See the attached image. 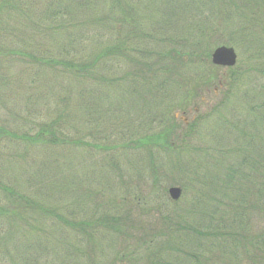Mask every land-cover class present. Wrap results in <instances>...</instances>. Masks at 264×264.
I'll use <instances>...</instances> for the list:
<instances>
[{
    "label": "trees",
    "instance_id": "trees-1",
    "mask_svg": "<svg viewBox=\"0 0 264 264\" xmlns=\"http://www.w3.org/2000/svg\"><path fill=\"white\" fill-rule=\"evenodd\" d=\"M52 1L53 10H50V0H0L2 109L9 112L13 91L31 74V89L44 93L47 87L53 94L46 98V104H30L22 112L23 116L57 117V120L42 118L31 123L26 119L16 120L15 127L14 121L3 120L0 140L4 145L15 140L16 154H11L12 160L31 153L37 158L41 151L49 152L53 145L69 144L68 137L61 136L63 127L59 124L61 119L75 115L71 126L88 124L87 136L93 141L83 156L95 157L102 163V174L87 189L83 176L76 173L77 167L61 169L56 177L62 179L52 192L45 182L53 174L48 162L33 175L18 173L15 183L8 181L6 174L1 175L0 264H264V157L258 153L264 149V127L260 118H250L264 110V89L251 85L246 92L245 97L254 103L246 110L248 117L240 113L233 122L230 118L223 122V106L237 97L232 92L238 86V75L235 67L220 75L221 68L211 61L212 52L199 50L202 41L210 38L209 33L215 36L221 30L220 24L230 17L236 2L213 0L209 12L195 20L198 21L196 33L201 39L193 46L176 51L160 49L159 65L141 68L138 62L132 71L122 70L124 75L119 78H108L105 73L104 79L99 80L96 66L108 72L104 60L123 54L131 40L122 39L120 34V48L110 43L101 55L91 56L84 62L67 61L52 46L61 35L57 30L72 24L75 13H80L84 6L90 10L98 4L96 0ZM34 2L40 9H35ZM106 2L111 10L116 9L117 1ZM101 6L100 13L106 21L98 20L104 25L112 15L103 9L106 6ZM175 15L178 16L176 11ZM191 15H200V12L193 10ZM64 17L71 20L52 23ZM131 32L139 38L135 26L127 32V38ZM51 35L56 36L48 39ZM260 73L264 81V69ZM195 78L217 84L219 88L231 85L223 104L204 123L212 124L210 137L215 147L220 145L221 150L232 147L224 155L225 152H219L218 156L214 153L212 163L204 167L207 154L200 152V157H204L196 158L195 165L191 163L193 177H185L180 184L187 188L186 196L190 191L191 194L184 200L183 208H173L179 200L171 199L157 168L150 163L146 170L144 163L131 160L130 151L138 153L136 150L145 146L150 153L160 143L162 150H170L181 143L179 139L187 136L189 124L178 123L172 109L182 106L190 88L189 81ZM62 80L71 84L70 91H64ZM76 85H81L79 96ZM210 89L216 94L215 88ZM196 93L197 97V90ZM18 116L17 113L13 119ZM136 117L141 118L137 127L142 130L133 136L130 132L135 130L132 125ZM125 129L130 132L126 134ZM144 130L146 134L139 137ZM72 143L84 149L81 137ZM210 149L207 147L205 151L210 154ZM224 156H228L227 160ZM119 159L126 166H121ZM8 162L5 158L1 163L5 166ZM47 171V175H41ZM25 174L29 179L24 178ZM57 192L62 199L51 197L50 193ZM82 195L87 199L83 201ZM146 195L153 197L143 199ZM147 209H154L152 215L156 214L158 222L147 227L136 225L134 221L141 220Z\"/></svg>",
    "mask_w": 264,
    "mask_h": 264
},
{
    "label": "rangeland",
    "instance_id": "rangeland-1",
    "mask_svg": "<svg viewBox=\"0 0 264 264\" xmlns=\"http://www.w3.org/2000/svg\"><path fill=\"white\" fill-rule=\"evenodd\" d=\"M100 1L103 6H106L103 9L112 15L110 22L104 25H101L99 22V20L106 21L100 13V10L102 9V6L100 7ZM115 1H117V5L115 2L116 9L112 10L111 5L108 4L106 0H96V3L98 4L97 7H90V10L84 6L83 9L79 10L80 13H75L76 18L72 24L63 25L60 30H57L61 35H59L60 37L58 40L52 42V46L63 59L67 61L75 60L78 62H84L91 56L93 58L101 55L107 44L111 43L113 46L118 44V47L120 48V34H122V39H130L131 43L128 42V44H126L130 49L126 47V51L118 57L111 55L104 60V62L107 63V69H109L108 72H103L101 71V66H96L95 71L98 74L99 80L104 79L105 73L106 77L109 76L108 78H119L124 75V73H121L122 70L125 72L128 70L132 71L133 67L137 65L138 62L139 64L137 66H140L141 68L148 65L156 66L160 62L159 59L162 58V50L160 49H164L165 51L169 49L170 51H176L177 48L184 49L185 47L189 48L193 46V43H197V41L201 39L199 38L201 36L196 33V23H198V21L195 20L199 18L202 19L204 15L209 12V8L213 2V0ZM168 1H171L173 4L170 5ZM234 1L236 4L234 5V9L232 10L230 17H228L222 25L220 24L221 30L219 28L215 36L211 35L214 33H209L208 36H210V38H205L201 43L202 48L199 49L200 53L202 51L204 53H208L209 51L213 52L219 45L228 44L229 46L235 47L238 53V64L234 69L238 75V86L232 92L236 94L237 97L231 98V103L223 106L221 112L223 122H225V118H230V121L232 120L233 122V120L236 119L237 114L240 113L245 114L248 117V112H246V110L254 103L251 102L250 98L245 97L246 92L251 85L252 87H262L264 89V81H261L260 75V72L264 69V0ZM50 2L52 3L50 10H53L54 2L52 0H50ZM79 2H83V0H80ZM34 4L36 10L40 9L37 2H34ZM193 10H195V13L200 12V15H191ZM175 11L178 16L175 15ZM173 14L176 16V18L174 16L175 20L172 19ZM34 20L36 21L37 17H34ZM63 20L68 22L71 20V17H64L59 21H52V23L57 24ZM166 20H170L171 22L166 23ZM136 21L141 22L136 25ZM133 26H135L137 33L140 34L139 38L133 37L134 35L132 32L130 37L127 38V32H129ZM119 27L121 31H118ZM53 36L56 35H51L48 39H51ZM213 37L219 44L216 43V40H212ZM48 39L47 41H49ZM111 68L113 69L111 70ZM118 68L120 70H115ZM219 74H224V69H219ZM30 76L31 77L26 76L25 81L20 84L21 86L18 90L16 89L13 91L11 95L12 100L9 101L10 103L8 104L9 112L2 109V92H0V124L3 120L10 122L14 121L13 125L15 127L16 120L24 121V119H26L27 123H31L34 120L40 121L42 118L44 120H57V117L54 115H49L47 117H44V115L42 117L40 115L39 119H33L30 116H23L22 112H25L24 109L26 107L29 108L30 104L32 106H35L37 103L40 105L46 104V98L51 97L53 94L47 87L46 92L44 93H41L39 90L31 89V84L29 83L32 81L33 77L31 74ZM189 82V86L190 88H193V91L189 88L186 92V98L182 106H174L172 109V115H176L178 123L180 121H184V123L189 124L186 125L187 132L185 133L187 136L183 140L179 139L181 143H183L182 146H178L181 145L180 143L174 149L162 150V143H160V147H156L158 145L153 146L154 149L150 151L151 155L147 150L149 147L145 146H141V150H136L138 153H136L135 150L130 151V155H132L131 160L133 161L134 159L138 164L144 163L143 166L146 170H148L147 166L150 163L151 167H156L158 175L161 177L168 189L172 186L181 187L180 184L183 182L182 179L187 176L193 177L194 173H191L190 171L191 163L195 165L198 163L196 158L199 159L204 157H200V152L207 154L202 166L204 167L206 163H212L211 157L214 156V153L218 156L219 152H225L223 153L224 155L229 151V148L232 147L226 146L222 150L220 145H218L219 147H215L214 142L210 137L213 128L212 124L204 123V121H206L205 119L217 110L219 104L225 101L227 98L226 96L232 89L231 85L219 88V86L217 87V84L212 85L211 83H207L206 80L203 81L201 78L190 79ZM62 83L65 87L64 91H70L71 84L69 82L64 83V80H62ZM205 83H207V85ZM105 86L107 88L115 87L108 85ZM76 87L78 89L76 95L79 96V89L81 85H76ZM210 88H215L216 94L210 92ZM196 90L198 91L197 97ZM250 96L252 98L254 97L253 91ZM233 104L236 106L233 107ZM49 106L53 108L55 107L51 104ZM69 108L73 109L71 105ZM17 113L19 116L14 120L13 117H15ZM74 117L75 115H71L64 120L61 119L62 123L59 124L60 128L63 127V133L61 136L68 137L69 144H64L63 146L53 145L51 146L49 152L45 153L46 150H43L39 153V157L37 158L33 157V153H31L27 156L22 154L18 160H12L11 154H16L15 140H13V142L6 143L5 145L3 141L0 140V179H2L1 175L6 174L7 180L15 183V176L19 178L18 173L28 172L30 175H33V173L39 172L40 166H46L48 162L52 168L53 174L49 175V178H47L45 182L47 183V186H49L50 192H52L55 184L62 179L60 177H56L59 174V171L61 169L67 170L68 167H77L76 173L83 176V184H86L88 189L90 187L89 183L101 176L102 163L96 160L95 157L86 159L83 156V154H85V150L89 149V144L93 143V141L87 136V130L89 127L88 124L83 123V126H79L75 123L77 122V119H75V127L71 126ZM257 117L258 119L260 118L262 126L264 127V110L250 116L252 119H256ZM213 118L217 120V117L214 116ZM140 119L141 118L138 117L135 118V122H133L132 125L133 128H135L134 131L130 132L129 129H125L124 132L127 134L129 131L133 136H135L142 130L140 127H137V121ZM202 122L204 124L203 130H201ZM157 127L154 129H157ZM79 129L82 130L78 133ZM102 129L103 128L100 130L102 131ZM145 131L146 130L142 131V133L139 134V137L146 134ZM80 137L83 139L84 149H81L82 147L76 148L73 146L74 144L72 142L78 141ZM157 139L160 138H156L155 140ZM174 140L175 138H173V141ZM130 146L134 147L135 143H130ZM207 147L212 149H210V151L208 150L210 154L205 151ZM5 148L7 149L5 150ZM258 153L259 157H261V154H263L264 157V149L261 148ZM226 157L228 156H224L225 159ZM5 158L9 161L5 165L6 167L1 163ZM140 158L141 161H139ZM119 161L121 166H126L124 161L120 159ZM47 169L49 168L47 167ZM203 172L205 173L206 170H203ZM47 173L48 171L42 173L41 175H47ZM24 178L29 179V175L25 174ZM182 188L184 189L183 195L177 205L173 206V208H183L185 206L184 200L191 194L190 191L186 196L187 188ZM50 195L52 198L59 200L62 199L58 192L55 194L50 193ZM152 197L153 196L151 195H146L143 199L148 200ZM82 199L84 201L87 198L82 195ZM153 210L154 209H147L145 213L140 216L142 219H138L134 221V223H137L136 225L138 226L144 225V227L152 224L155 225L158 220L155 218L156 214L152 215ZM88 214L90 213L88 212ZM103 245H106V243Z\"/></svg>",
    "mask_w": 264,
    "mask_h": 264
},
{
    "label": "water",
    "instance_id": "water-1",
    "mask_svg": "<svg viewBox=\"0 0 264 264\" xmlns=\"http://www.w3.org/2000/svg\"><path fill=\"white\" fill-rule=\"evenodd\" d=\"M237 53L233 47L220 46L215 49L212 59L217 65L222 66H234L237 62ZM170 195L173 199L178 200L182 195V189L180 187H171Z\"/></svg>",
    "mask_w": 264,
    "mask_h": 264
}]
</instances>
